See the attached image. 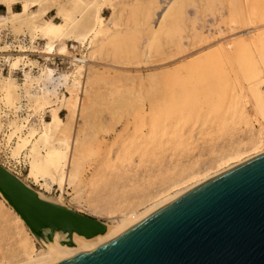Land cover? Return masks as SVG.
<instances>
[{"label": "bare ground", "instance_id": "6f19581e", "mask_svg": "<svg viewBox=\"0 0 264 264\" xmlns=\"http://www.w3.org/2000/svg\"><path fill=\"white\" fill-rule=\"evenodd\" d=\"M15 1L0 0L8 12L7 17L0 19V27L8 21L16 31L27 27L32 36L39 34L44 37L48 50L61 41L56 48L61 53L68 52L64 39L73 36L79 40L80 47L85 42L91 45L80 58L82 62H86L87 58L103 61L99 65L88 66L86 79L81 86L85 64L75 63L71 74L65 76L66 82L72 76L71 83L67 85L70 96L55 99L56 106L50 110L51 121L38 128L29 126L23 133L27 117L22 123L13 120L5 140L11 159L25 163L26 177L23 179L10 167L8 169L29 187L32 186L28 180L39 184L40 190L32 188L42 200L68 208L64 202L65 193L72 189L74 199L82 196L88 163L84 148L91 133H81L77 128L73 132V123H76L73 120L78 115L84 117L87 114L90 117L83 120V129L86 130L95 126L98 106L108 112L107 119L104 114L102 117L110 121L129 114L139 103L145 116L163 113L168 97L175 90L167 85L168 76L170 74L177 79L180 74V66L174 64L210 38L200 25L201 15L218 17L228 31L241 34L223 44L222 50L227 57L245 48L247 39L243 34L251 35L255 30L264 28V23L257 22V18L264 15V0H52L57 5L60 22L52 18H41L37 22L32 18L27 20L23 16L35 0H23V10L19 14L12 10ZM105 4L112 9L107 23H103L102 18ZM48 6L49 2L45 1L42 13ZM263 33L258 32L256 37ZM17 62L14 61L12 65L16 66ZM52 73L51 68L41 73L38 79L41 86ZM234 77L237 78L238 73ZM249 87L255 97L254 109L264 111L263 68L259 67L252 73ZM80 91L84 97L80 96ZM19 99L14 81L8 78L0 80V102L11 108L16 107ZM51 102V94L44 89L29 97V106L34 112ZM63 105L68 108L66 120H62L59 114V108ZM261 114L264 119V112ZM259 123L261 127L250 138L248 147L235 145L214 156L209 163L194 160L166 171L158 187L148 189L141 195L143 201H148L144 207L130 208L115 216L112 222L101 220V223L80 226L78 231L72 233L56 230L50 239L36 236L0 190L26 236L31 238L21 236L16 240L18 244L13 252L23 256V259L14 264H40L59 255L69 259L98 248L190 190L264 154V120ZM14 137V143L10 145ZM130 169L134 170V167ZM54 192V195H50ZM36 242L40 244L39 247Z\"/></svg>", "mask_w": 264, "mask_h": 264}, {"label": "rangeland", "instance_id": "374dc122", "mask_svg": "<svg viewBox=\"0 0 264 264\" xmlns=\"http://www.w3.org/2000/svg\"><path fill=\"white\" fill-rule=\"evenodd\" d=\"M45 1L49 6L42 13ZM12 10L16 14L22 13L23 0H16ZM111 15V6L105 4L103 23H107ZM7 16L6 5L0 3V19ZM23 17L36 22L41 18L61 21L52 0L31 2ZM200 17L202 30L210 38L174 64L180 66V74L177 79L168 76L167 85L175 90L168 97L163 113L145 116L139 103L129 114L110 121L106 120L108 112L98 106L94 127L83 129V120L89 117L87 114L84 117L80 114L73 120L76 122L73 125L77 126H73V132L77 128L81 133H91V137L84 148L88 163L82 196L74 199L73 190L69 189L64 196L67 206L104 222H112L115 216L130 208L144 207L148 201H143L141 195L158 187L166 171L194 160L209 163L214 156L235 145L249 146L250 138L261 127L259 122L264 120L261 114L264 111L254 109L255 97L249 87L252 73L259 67L264 69V33L256 37L264 28L251 35L243 34L247 39L245 48L227 57L222 50L223 44L241 34L228 31L218 17ZM257 22L264 23V15L257 18ZM64 42L68 52L61 53L56 49L61 41L48 50L44 37L32 36L27 27L16 31L10 21L0 27V80L12 79L20 94L16 107L9 108L0 102V163L23 179L27 167L25 163L11 159L5 141L11 121L22 123L27 117L23 133L29 126L38 128L51 121L50 110L56 106L55 99L70 96L67 85L72 76L67 82L65 76L71 74L75 63L85 64L80 86L84 84L88 66L103 63L96 58H87L86 62L80 60L91 47L87 42L80 47L79 40L73 36L65 38ZM14 61H18L16 66L12 65ZM46 68H51L53 73L41 86L38 79ZM236 73L237 78L234 77ZM43 89L51 94L53 102L34 112L29 106V97ZM80 96L85 95L80 91ZM67 109L65 105L59 108L62 120L67 118ZM14 140L15 137L10 145ZM28 183L40 190L39 184L30 180ZM21 236L31 240L0 193V264H14L23 259L13 252L18 244L16 240ZM36 245L40 246L38 242Z\"/></svg>", "mask_w": 264, "mask_h": 264}, {"label": "water", "instance_id": "95a60500", "mask_svg": "<svg viewBox=\"0 0 264 264\" xmlns=\"http://www.w3.org/2000/svg\"><path fill=\"white\" fill-rule=\"evenodd\" d=\"M0 190L38 237L102 222L42 200L1 163ZM40 264H264V154L190 190L98 248Z\"/></svg>", "mask_w": 264, "mask_h": 264}]
</instances>
